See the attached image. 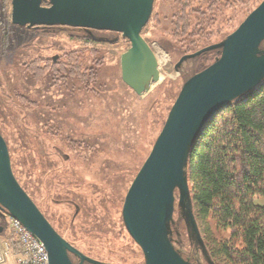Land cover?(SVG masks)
<instances>
[{"label": "rangeland", "instance_id": "374dc122", "mask_svg": "<svg viewBox=\"0 0 264 264\" xmlns=\"http://www.w3.org/2000/svg\"><path fill=\"white\" fill-rule=\"evenodd\" d=\"M11 1L0 0V135L16 181L84 256L102 264H144L122 222L125 195L184 83L219 56L175 65L224 41L263 0H154L141 36L156 69L139 94L121 81L120 56L129 48L121 35L16 27ZM177 198L175 192L172 244L190 264H205Z\"/></svg>", "mask_w": 264, "mask_h": 264}, {"label": "water", "instance_id": "95a60500", "mask_svg": "<svg viewBox=\"0 0 264 264\" xmlns=\"http://www.w3.org/2000/svg\"><path fill=\"white\" fill-rule=\"evenodd\" d=\"M153 3L154 0H12L11 24L21 28L61 26L121 35L129 43L120 56L121 81L139 94L147 88V75L156 69V57L141 36ZM263 43L264 0L224 41L185 55L175 65L177 70L185 62L209 52L220 53L213 64L184 83L125 195L122 222L140 248L144 264H190L172 244L170 224L175 192L185 226L205 254L188 186L190 149L213 117L264 81ZM0 209L40 241L49 264H72L69 255L75 256L79 264H102L73 248L48 223L16 181L1 135Z\"/></svg>", "mask_w": 264, "mask_h": 264}, {"label": "trees", "instance_id": "16d2710c", "mask_svg": "<svg viewBox=\"0 0 264 264\" xmlns=\"http://www.w3.org/2000/svg\"><path fill=\"white\" fill-rule=\"evenodd\" d=\"M214 52L220 56L213 51L192 61ZM187 178L205 264H264V81L204 126L190 149Z\"/></svg>", "mask_w": 264, "mask_h": 264}, {"label": "built area", "instance_id": "2783aa9c", "mask_svg": "<svg viewBox=\"0 0 264 264\" xmlns=\"http://www.w3.org/2000/svg\"><path fill=\"white\" fill-rule=\"evenodd\" d=\"M0 236V264H49L40 241L16 219L7 215Z\"/></svg>", "mask_w": 264, "mask_h": 264}, {"label": "flooded vegetation", "instance_id": "af4514ba", "mask_svg": "<svg viewBox=\"0 0 264 264\" xmlns=\"http://www.w3.org/2000/svg\"><path fill=\"white\" fill-rule=\"evenodd\" d=\"M75 29V28H73ZM88 36L91 37V33L92 32H98V31H90V32H87L85 31L84 29H82ZM99 33H102V32H99ZM103 33H106V32H103ZM110 33V32H108ZM98 42V41H97ZM7 213L3 210L0 209V228H3L5 222H6V219H7ZM43 215V214H42ZM79 215V209L78 208H75V214L73 216V220ZM48 221V219H46ZM48 223L52 226V228L58 233V235H60L59 233V230L57 228H55L50 221H48ZM58 230V231H57ZM61 237V235H60ZM72 246V245H71ZM87 257V256H86ZM89 258V257H88ZM69 259L71 261L72 264H79V260L73 256V255H69ZM91 259V258H90ZM83 264H87L86 262H84Z\"/></svg>", "mask_w": 264, "mask_h": 264}]
</instances>
